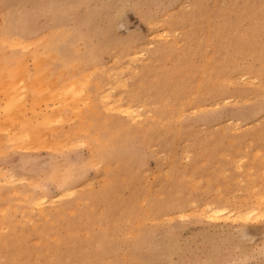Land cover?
<instances>
[{
    "label": "rangeland",
    "instance_id": "obj_1",
    "mask_svg": "<svg viewBox=\"0 0 264 264\" xmlns=\"http://www.w3.org/2000/svg\"><path fill=\"white\" fill-rule=\"evenodd\" d=\"M0 264H264V0H0Z\"/></svg>",
    "mask_w": 264,
    "mask_h": 264
},
{
    "label": "bare ground",
    "instance_id": "obj_2",
    "mask_svg": "<svg viewBox=\"0 0 264 264\" xmlns=\"http://www.w3.org/2000/svg\"><path fill=\"white\" fill-rule=\"evenodd\" d=\"M160 36H161V35H160ZM162 36H163V35H162ZM166 37H167V36H166ZM17 39H18V38H17ZM36 39H37V38H36ZM19 41H20V39L18 40V43H19ZM11 43H12V42H11ZM20 43H21V42H20ZM20 43H19V44H20ZM23 43H24V42H23ZM19 44H18V45H19ZM12 45H13V43H12ZM30 45H31V44H30ZM13 46H14V45H13ZM148 46H149V45H148ZM53 54H54V53H53ZM140 55H141V54H140ZM131 56H132V55H131ZM133 56L136 57L135 55H133ZM29 57H30V56H29ZM42 58H43V57H42ZM28 59H29V58H28ZM41 60H42V59H41ZM27 61H28V60H27ZM28 62H29V61H28ZM28 62H26V63L28 64ZM42 63H43V62H42ZM75 63H76V62H75ZM127 65H128V64H127ZM127 67H128V66H127ZM88 72H89V71H88ZM62 73H63V72H62ZM85 74H86V73H85ZM22 75H23V74H22ZM22 75H21V76H22ZM21 76H20V77H21ZM86 76H87V75H86ZM24 77H25V76H24ZM242 78H243V77H242ZM242 78H241V79H242ZM21 79H22V78H21ZM21 79H20V80H21ZM53 79H54V78H53ZM23 80H24V79H23ZM25 80H26V79H25ZM73 80H76V79H73ZM85 80H86V79H85ZM114 80H115V79H114ZM21 81H22V80H21ZM71 82H72V80L69 82V84H70ZM85 82H86V81H85ZM120 82H121V81H118V83H120ZM15 83L17 84V81H16ZM20 83H21V82H20ZM20 83L18 82V85H19ZM22 83H23V85H24L26 82L22 81ZM27 83H28V82H27ZM75 83H76V81H75ZM67 84H68V83H67ZM69 84H68V85H69ZM86 84H88V83H86ZM23 85H19L18 87L20 88V86H23ZM74 85H76V84H74ZM125 85H126V84H125ZM47 86H48V84H47ZM78 86H79V85H78ZM18 87H17V88H18ZM48 87H49V86H48ZM67 87H68V86H67ZM19 88L17 89L19 92H18L17 90H16L15 92H17L18 94H19V93H23V89L21 90V91H22V92H21ZM78 88H79V87H78ZM78 88H77V89H78ZM81 88H82V86H81ZM62 89H63V88H62ZM57 90H59V89H57ZM79 90H80V89H79ZM81 90H82V89H81ZM25 91H26V90H25ZM25 91H24L23 95H24V94H27V92L30 93V91H28V90H27L26 92H25ZM108 91L110 92V90H108ZM13 92H14V90H13ZM84 92H85V90H84ZM109 92H107V93L109 94ZM61 93H62V92H60V94H59V93H57V94L55 93V94H56V95H58V94L61 95ZM68 93H69V92H68ZM47 94H48V93H47ZM103 94H104V93H103ZM16 95H17V94H16ZM16 95H15V96H16ZM27 95H28V94H27ZM27 95H24V97H25V99H26V102H27V98H28ZM56 95H55V96H56ZM109 95H111V94H109ZM19 96L21 97L20 94H19ZM29 96H30V95H29ZM50 96H52V95H49V96H47V97L49 98ZM69 96H71L70 93H69ZM102 96H103V95H102ZM120 96H121V95H120ZM61 97H62V96H61ZM108 97H111V96H107V98H108ZM16 98H18L19 100L22 99V98H19L18 95L16 96ZM31 98H32V97H31ZM33 98H36V97L34 96ZM33 98H32V99H33ZM78 98H79V97H78ZM87 98H88V97H87ZM87 98H86L85 100H87ZM25 99H24V100H25ZM44 99H45V97H44ZM49 99H50V98H49ZM103 99H104V97H103ZM105 99H106V98H105ZM108 99H110V98H108ZM28 100H29V99H28ZM54 100H56V99H54ZM88 100H89V99H88ZM13 101H14V100H13ZM119 101H120V99H119ZM17 102H19V101L17 100ZM55 102H56V101H54L53 104H54ZM14 103H15V104H18V106H17L16 108H17V110L19 109V111H17V110L15 111V109H16V108H15L13 112H17V113H18V112H21V106L23 105L24 102H23V103H16V102H14ZM28 103H30V102H28ZM40 103H45V105L48 104V103L44 102L43 99L40 100ZM112 103H113V102H112ZM112 103H110V104H112ZM118 103H119V102H118ZM58 104H59V102H58ZM129 104H130V103H129ZM113 105H114V104H113ZM113 105H112V106H113ZM142 105H143V104H142ZM40 106H41V105H40ZM119 106H120L119 109L123 108V109H121L122 112L124 111L123 113H130V115H131V113L134 112V110H136V109L132 110L131 107L128 106V105L125 106V107H123L122 105H119ZM135 106H136V105H135ZM19 107H20V108H19ZM106 107H109V109H110L111 106H109V105L107 106V105H106ZM29 108H30V107H29ZM42 108H43V107H42ZM104 108H105V107H104ZM117 108H118V106H117ZM134 108H135V107H134ZM139 108H140V107H139ZM53 109L55 110L56 108H53ZM106 109H107V108H106ZM106 109H105V110H106ZM47 110H48V109H47ZM110 110H111V109H110ZM42 111H43V110H42ZM44 112H45V111H44ZM134 113H135V112H134ZM13 114H14V117H13V119H14L15 117H17V116H15V115H18V114H15V113H13ZM20 114H21V113H20ZM20 114H19V115H20ZM22 114H23V113H22ZM54 114H57V113H55V111H54ZM135 114H136V113H135ZM137 114H138V113H137ZM43 115H44V114H43ZM33 116H35V115H33ZM51 116H52V115H51ZM55 116H56V115H55ZM57 116H58V115H57ZM57 116H56V118H57ZM11 117H12V113H11ZM49 117H50V115H49ZM53 117H54V115H53ZM63 117H64V116H63ZM84 117H85V116H84ZM34 118H36V117H34ZM41 118H43L42 115H41ZM135 118H137V116H136ZM135 118H134V119H135ZM139 118H140V115H139ZM7 119H8V118H7ZM10 119H11V118H10ZM18 119H19V118H18ZM39 119H40V118H39ZM58 119L61 120V118H57V120H58ZM131 119H133V118H131ZM134 119H133V120H134ZM137 119H138V118H137ZM23 120H25V119H23ZM135 120H136V119H135ZM6 121H7V120H6ZM8 121H9V120H8ZM8 121H7V122H8ZM4 122H5V121H4ZM15 122H16V121H15ZM20 122H21V121H20ZM256 124H257V123H256ZM8 125H10V124H8ZM8 125H6V126H8ZM3 127H4V126H3ZM7 128H9V126H8ZM10 128H12V126H11ZM15 128H16V127H15ZM7 130H8V129H7ZM10 130H11V129H10ZM14 130H15V131H14ZM14 130L12 129V131L18 133L17 129H14ZM37 130H38V129H37ZM39 130H40V129H39ZM39 130H38V131H39ZM236 130H237V129H236ZM27 131H28V130H27ZM38 131H37V133H38ZM10 132H11V131H10ZM10 132H9V133H10ZM14 132H13V135L16 134V133H14ZM20 132H21V130H19V134H20ZM21 133H22V132H21ZM28 133H31V132H30V129H29V132H28ZM28 133H27V134H28ZM37 133H35V135H36ZM44 134H45V133H44ZM44 134H43V135H44ZM69 134H70V133H69ZM16 135H17V134H16ZM16 135H15V136H16ZM21 135H22V134H21ZM23 135H24V134H23ZM23 135H22V137H23ZM28 135H29V134H28ZM35 135H34V137H35V140H36V138H38V137H36L37 135H36V136H35ZM43 135H42V136H43ZM48 135H49V134H48ZM15 136H14V139L18 138V136H17L16 138H15ZM24 136H25V135H24ZM46 136H47V133H46V135H44L43 137H46ZM22 137H21V138H22ZM29 137L32 138V134H30ZM43 137H42V138H43ZM12 138H13V137H12ZM26 138H27V136H26ZM26 138H25V139H26ZM40 138H41V137H40ZM42 138H41V140H42ZM47 138H48V137H47ZM22 140H23V139H22ZM30 140H31V139H30ZM45 140H46V139H45ZM45 140H44V138H43L42 143H39V142L37 143V140H36V141H34V140H33V141H29V143H25L24 141H22V142L25 143V144H23L24 147H25V145H28V144H32V145H30V146L32 147V146H34V145L36 146V145H38V144H42V145L45 144V143H43V142H45ZM65 140H66V139H64V141H65ZM47 141H48V140H47ZM59 141H61V139H60ZM62 141H63V138H62ZM62 141H61V142H62ZM68 141L71 142L70 139H68ZM68 141H67V142H68ZM30 142H31V143H30ZM34 142H36L37 144H33ZM40 142H41V141H40ZM50 142L53 144V141H50ZM18 143H19V145H22L21 142L17 141V145H18ZM20 143H21V144H20ZM46 143H47V142H46ZM51 143H50V145H51ZM65 143H66V142H65ZM65 143H64V144H65ZM13 144H14V143H13ZM47 145L50 146L48 143L46 144V146H47ZM28 146H29V145H28ZM28 146H27V147H28ZM30 146H29V147H30ZM20 147H21V146H20ZM50 147H51V146H50ZM56 149H57V148H56ZM255 152H256V151H255ZM259 153H260V152H259ZM60 194H62V193L60 192ZM79 203H80V202H79ZM214 204H215V203H214ZM205 205H206V204H205ZM203 207H204V206H203ZM204 208H207V209H208V213H206V214H209L208 216H209L210 218H213V219H214V218H217V217L220 218L219 216H221V215L224 217V216H226V215H224V214H229V213H227V211H228V212L231 211L230 213H232V211H233V209H232V210H227L228 208H224V206H223V207H217V206H213V204H210V205H208V206L206 205V207H204ZM256 208H257V207H256ZM1 209H2V208H1ZM2 210H3V209H2ZM42 210H43V209H41V211H42ZM199 210H200V209H199ZM226 210H227V211H226ZM239 210H240V209H239ZM239 210L236 211L237 214L239 213L238 215H240V211H239ZM251 211H253V210H251ZM257 211H258V210H257ZM236 212H235V213H236ZM246 212H247V211H246ZM261 212H262V211H261ZM251 213H252V212H251ZM256 213H257V212H256ZM258 213H260V211H259ZM244 214H245V213H243V215H244ZM234 215H236V214H234ZM243 215L241 214L240 216H243ZM262 215H263V213H262ZM262 215H261V216H262ZM171 216H172V215H171ZM231 216H232V215H231ZM247 216H248V215H247ZM249 216H251V214H250ZM249 216H248V217H249ZM252 216H253V215H252ZM259 216H260V215H259ZM238 217H239V216H238ZM244 217H245V215H244ZM233 218H234V217H233ZM245 218H247V217H245ZM249 218H250V217H249ZM235 219H236V218H235ZM238 219H239V218H238ZM241 219H243V218H241ZM233 220H234V219H233ZM37 242H38V241H37Z\"/></svg>",
    "mask_w": 264,
    "mask_h": 264
}]
</instances>
